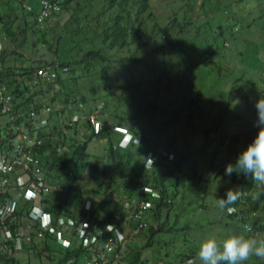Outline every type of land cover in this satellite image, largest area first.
Here are the masks:
<instances>
[{"label":"trees","instance_id":"obj_1","mask_svg":"<svg viewBox=\"0 0 264 264\" xmlns=\"http://www.w3.org/2000/svg\"><path fill=\"white\" fill-rule=\"evenodd\" d=\"M11 1L18 4V7L14 5L15 8L12 9L16 16L12 14L15 16L13 17L8 13L0 16V35L7 39L4 50L0 52V80H4L8 84L10 93L14 97L15 108L19 107L20 110L28 113L34 111L40 115L42 110L47 107L59 106L62 107L63 112L69 111L70 117L77 116L75 114L78 112L80 114L78 116L81 118L73 126L69 125V129L73 130L74 134L67 138V145L63 151L59 150L58 143L53 144L49 140L45 141V146L39 151L46 165L45 169L51 177L50 181L58 186L55 192L53 190V195L42 200L46 210L56 219L61 216H75L78 208L72 202L70 203L69 199L73 190L79 188L78 182L83 177L81 175L82 170L98 174L100 167L104 165L102 170L103 182L98 187L102 200L88 214H91L93 222L116 225V231L121 232L124 236L125 224L123 226L122 222L116 221L117 213L124 212V209L121 210V206L119 207L120 204L117 202L109 209L110 190L117 188L119 185L113 175L119 172L122 173L124 169L127 171L132 165L134 152L143 150V154L138 159L139 162H136L139 163L141 169L138 168L136 174L140 179L139 182H142L141 185L151 186L160 193L161 198H151V195L140 193L131 186V183H127L123 185H127V187L124 194L120 196V203L122 202V205L130 197L131 199L152 200L154 206L149 218L151 216L155 218L160 228L165 229L164 224H161L162 215L168 214L170 208L174 205L178 188V182L172 180L176 175L182 173L183 163L186 159V157L181 158L176 152L180 140L175 134L180 129L189 131L190 128H195V123L185 120L187 114L184 110L181 111L180 115L177 114L176 117H173L166 116L165 113L162 115L161 108L171 102H182L184 105L189 103L192 106L188 95L193 93L196 88L199 81L197 72L201 68L200 65L204 64L202 59L207 54L200 56L195 54L196 57L190 58L191 54L196 52L189 51L188 45L208 31L205 20L213 13L216 3L220 0H214L213 2L212 0H203L201 3L200 0H53L61 3L62 11L53 21L46 20L42 24L38 23L40 13L38 7L37 11L25 14L19 0ZM61 14L66 15V18L64 17V21H61V27L59 25L54 30L51 25L59 23ZM31 19H34V23L31 22ZM19 22L20 24H18ZM38 26H45L46 31L41 30L38 42H33L31 46L34 47L38 43L49 44L51 50L47 48L49 53L43 52L46 56L42 57L39 51L40 48L37 47L34 56L32 54L29 56L28 52L25 57L21 50L26 45H30V35L35 36L34 32L39 28ZM213 29L217 30L216 35L221 36L224 34L222 27ZM163 37V40H166L167 37L170 38L166 41V44L160 43ZM9 39L14 48L6 46ZM124 52L126 54H123ZM172 54H176L175 60L169 59ZM39 56L41 59H38ZM58 59L63 63L59 62ZM11 61L14 63L10 64ZM114 65L121 72L118 73L116 68L118 74L111 77L110 72L115 69ZM74 66L87 70V74L81 73L86 78L99 76L101 71L102 81H105V85L114 86V88L109 87L107 95L113 97L117 91L121 105L126 107L125 113L127 115L136 113L135 118L137 120L128 116L123 119V126L135 134L140 144L121 149L117 147L112 139L113 130L104 127L103 131L108 142L107 148H105L107 151L104 152L106 155L102 156L104 158L101 162L97 161L100 158L94 161L91 160L87 150L94 135L89 121L83 118L94 115L101 120V115L110 109L111 104H105L102 108L100 103L95 106L91 104L86 96L81 93V96H83L80 99L81 102L78 96L73 97V95L66 94L65 90L67 89L68 93L71 94L67 84L69 81L67 75L73 72ZM42 67L55 70L59 74L55 82L47 84L50 87H53L56 83V85L61 86V94H56V98L55 94L54 96L51 95L50 104L46 101V98L49 97L48 87L41 86L37 90H31L28 85L15 81L17 78L23 80L29 75H34ZM63 69H67L68 72L64 74ZM139 76L142 77L141 81H137ZM115 80L118 82V86H115ZM149 81L154 82V86L143 90L140 84L142 83L146 87ZM163 92L166 94L162 95ZM62 94L67 96L63 97ZM37 97L41 99L39 102H36ZM71 97L78 98V100L75 99L78 103L74 107L70 105ZM198 104L202 105V102L199 101ZM121 105L119 107H122ZM112 113L117 116L115 114L116 110ZM54 114L52 112V115ZM152 128H158L157 139L155 138L156 134L149 132ZM81 129L86 132L85 138H83L85 141L81 140L79 144H76L75 137L81 133ZM256 133L257 128L253 124L249 129L243 131L241 136L237 137L235 148L241 144L242 140L245 148ZM207 144V148H201L197 151L199 155L215 146L213 141L205 138L203 145ZM137 146L140 148L138 149ZM160 148L162 149L159 150ZM165 154L173 155L174 160L170 161L169 157L164 156ZM156 155L158 158H155L157 160L154 167L145 171V163ZM230 156L232 159L235 154L232 155L231 151ZM230 163L234 164L232 161ZM108 175L111 176L109 178L110 182L105 184ZM162 175L163 177H161ZM244 176L245 183L246 179H250V175ZM253 190L255 191L252 194L255 195H258L259 192L263 193L259 197L246 193L247 196L244 200L251 203L248 209L249 214H255L261 206L264 209V184H262V188L259 187ZM169 199L171 202H168ZM242 205H244V201ZM241 213L244 215V210ZM230 215L235 216V213ZM17 221L20 223L19 217ZM126 225L130 226L131 231L134 224L130 221ZM250 227L253 231L264 232V219H257L254 226ZM12 230L16 235L21 227L15 225ZM148 230L149 226L139 235L134 236L123 250L118 247V264H124V262L128 264H146L142 258L145 247L131 250L127 258L124 254L130 244ZM174 230L185 231L183 228ZM69 237L72 241L74 240L69 249L60 246L53 236H47L43 241L34 238L32 243H41L44 250H41L40 254L47 251L52 257V261H57V264H80L82 260L84 262L88 261V249L79 245L72 236L69 235ZM151 244L152 241L146 248L151 247ZM11 250H14V246ZM195 253L193 251L184 256L187 255L189 259H193ZM168 257L172 258V254L168 253L166 259ZM183 263L184 259L179 262V264Z\"/></svg>","mask_w":264,"mask_h":264},{"label":"rangeland","instance_id":"obj_2","mask_svg":"<svg viewBox=\"0 0 264 264\" xmlns=\"http://www.w3.org/2000/svg\"><path fill=\"white\" fill-rule=\"evenodd\" d=\"M42 1L19 0V4L24 8L25 14H30L33 11H37V7ZM202 1L200 0V3ZM14 5L18 7V4L11 0H0V16H4L2 14L5 13L14 15L15 13L12 11L15 8ZM64 17L66 18V15L61 14L59 23L51 25L54 30L59 25L61 27V21H64ZM31 22L34 23V19H31ZM205 23L208 25V31L188 45L189 51L196 52L192 53L190 58L196 57L195 54L197 56L207 54L202 59L204 64L200 65L201 68L197 72L199 81L196 88L193 93L188 95L192 106L189 103L184 105L182 102H171L161 108L162 115L165 113L166 116L173 117H176L177 114L180 115L181 111L184 110L187 114L185 120L195 123V128H190L189 131L180 129L175 134L180 140V145L176 147V152L181 158L186 157V159L183 163L182 173L176 175L172 180L173 182H178L174 205L170 208L168 214L162 215L161 224H164L165 229H161L155 218L151 216L149 230L130 244L124 254L125 258L128 257L131 250L145 247L142 258L146 264H179L182 259H184L183 264H203L199 259L198 251L201 243L208 239H215L221 249L223 242L231 236L264 240V232H256L254 230L248 234L245 227L247 225L253 227L257 219H264L263 206L255 214H249L248 209L251 203L244 200L247 196L246 193L259 197L263 192H259L258 195L252 193L255 191L253 189L262 188V184L253 180L251 176L244 183L245 176L243 174L236 175L234 173L231 176H226L225 174L226 166L230 164V161L235 162L238 154L244 149L243 140L237 148H235V140L242 135L243 131H246L254 124L257 119L255 104L259 99L264 100V0H220L216 3L213 13L208 16ZM38 27L36 29L37 33L36 31L34 32L35 36L30 35V45H26L21 50L25 57L28 52L29 56L31 54L34 56L37 52L35 50L37 47L40 48L39 51L42 57L46 56L43 52L49 53V50H51L49 44L38 43L34 47L31 46L33 42H38L40 38L39 32L41 30L46 31L45 26ZM218 27H222L224 30V34L221 36L216 35L217 30L213 29ZM163 39L164 37L160 43L166 44V41L170 38ZM7 45L14 48L10 39ZM123 54H126V52ZM175 56L176 54H172L169 59L175 60ZM38 59H41V57L39 56ZM58 61L62 62L60 59ZM59 62L57 63L60 64ZM9 63L13 64L14 62L11 61ZM114 66L115 69L110 72L111 77L121 72L116 65ZM73 68V72L67 75L69 79L67 84L71 94L68 93V89L65 92L68 95H73V97L75 95L78 96L79 100L83 97L81 96L83 94L94 106L100 103L103 108L105 104H111L110 109L101 115L103 128L107 129L115 125L123 126V119L128 116L136 119L135 112L130 115L125 113L126 107L121 105L117 91L113 97L112 95L111 97L107 95L109 87L114 88V86L105 85V81H102L101 71L99 76L86 78L81 73L87 74V70H82L75 66ZM142 70L144 71L143 68ZM141 79V76L137 77V81H141ZM15 81L26 84L28 82L26 79L20 80V78ZM56 84L53 87H50V85L46 86L49 90V97L46 98V101L49 104L51 103V95L54 96L55 94L56 98V94H61V86ZM114 84L118 86L116 80ZM154 84V82L149 81L146 87L142 83L140 85L143 90H146L150 89ZM66 94H62V96L66 97ZM163 94L166 93L163 92ZM73 97H71L70 103L72 107L78 103L76 101L78 98ZM40 100L39 97L36 98V102ZM199 101L202 102V105L198 104ZM120 105L122 107H119ZM53 110L55 113L54 116L52 115L53 117L62 116L61 131L64 133V129L69 130L68 124L74 115L70 117L69 111L63 112L62 107L59 106H54ZM114 110H116L115 114L117 116L112 113ZM75 115L80 114L77 112ZM3 120V118H0V128L4 126ZM157 130L158 128L149 130V132L156 134V139ZM69 134L70 132L67 135L64 134L63 137L57 136L52 141L59 145L64 143L67 145ZM85 134L86 132L77 134V137H75L76 144H79L81 140L85 141L83 139ZM103 134L106 137L104 131ZM0 136L3 139L0 145L5 148L8 140H6L4 133L2 135L0 133ZM58 138H61V140L55 141ZM114 138H117L116 134H114ZM149 138L152 139L151 136ZM205 138L213 141L215 146L199 155L197 151L208 146V144L203 145ZM103 140L92 139L89 143L90 146L88 145L87 152L91 160L94 161L100 158L97 161L101 162L104 158L102 156L106 155L104 152L107 151L105 149L108 144L107 137ZM137 148L139 149L140 147L137 146ZM231 151L232 155L235 154L232 159L230 156ZM142 154L143 150L134 152L131 163L134 167L130 165L127 171L124 169L122 173L119 172L113 175L119 185L117 188L110 190V198H108L109 209L116 202L120 204L119 207L121 206L120 196L124 194V190L127 187V185H123L131 183V186L136 188L142 184L136 174L137 169H141L139 163L136 162H139L138 159ZM103 167L104 165L100 167L98 174L82 170L81 175L83 177L78 182L79 188L73 190L69 199L70 203L72 202L76 205L78 210L93 211L101 203L102 196L98 191V187L103 182ZM109 178H111L110 175L107 176L105 184L110 182ZM233 191L238 193V199L229 207L235 212V216L230 215V211L227 209L221 210L218 207V201L226 199L227 193ZM243 201L244 205H242ZM242 210L245 212L244 215L241 213ZM124 228V236H127L130 226L125 224ZM177 228H183L185 231H175L174 229ZM172 230L174 231L172 232ZM151 241V247L146 248ZM33 250L34 253L31 259L25 258L23 262H30V264H57V261H52V257L47 251H43L40 254V251L44 250L41 243L37 242ZM193 251L196 252L195 257L189 259L187 255ZM168 253L172 254V258L168 257L166 259ZM185 254L187 255L184 256ZM255 259L256 257L254 256L250 257L246 264H258ZM83 262L82 260L81 263ZM124 264L128 263L124 262Z\"/></svg>","mask_w":264,"mask_h":264},{"label":"built area","instance_id":"obj_3","mask_svg":"<svg viewBox=\"0 0 264 264\" xmlns=\"http://www.w3.org/2000/svg\"><path fill=\"white\" fill-rule=\"evenodd\" d=\"M62 11L60 2L44 0L42 2L38 23L42 24L46 20L55 19ZM7 39L0 35V52L4 50ZM64 74L68 72L63 69ZM58 72L48 68L38 69L34 75L25 77L26 85L31 90H37L41 86H48L58 79ZM52 107L42 110L39 115L34 111L31 113L15 108L14 97L10 93L9 86L4 80H0V114L7 119V127L4 133L8 144L2 147V157L0 159V229L4 243L0 242V264H30L29 262L16 261V256L24 252V236L17 231L13 232V227L21 224L17 221L20 202L24 200L28 205V214L35 220L34 234L28 236L25 241L32 245L33 239L43 241L47 236L56 238L57 243L63 248H71L74 240L83 248L88 249L87 254L91 259L84 264H118V247L121 250L126 248L131 238L139 235L148 226V219L151 215L153 202L150 199L128 198L121 206L124 212H118L116 221L127 224L133 222L130 236L125 237L118 234L116 225L93 222L91 214L81 213L72 217L54 216L46 210L42 200L53 195V190L58 187L52 183L49 172L45 169V164L39 151L45 146L47 137L46 130L50 126V115ZM80 117H74L70 126L80 121ZM88 120L94 138H99L103 134V124L96 116L85 117ZM113 131L123 136L124 144L127 147L133 142V136L129 130L122 126H114ZM170 161L174 156L165 154ZM158 156L147 161L145 168L152 169ZM140 193L151 195V198H161V195L151 186H140ZM15 192L16 195H12ZM168 202H171L169 199ZM233 213V212H231ZM251 232V227H246ZM1 235V234H0ZM39 243V242H38ZM14 246V250H11ZM5 251H11L14 256L3 257ZM10 258V259H8ZM20 262V263H18Z\"/></svg>","mask_w":264,"mask_h":264},{"label":"clouds","instance_id":"obj_4","mask_svg":"<svg viewBox=\"0 0 264 264\" xmlns=\"http://www.w3.org/2000/svg\"><path fill=\"white\" fill-rule=\"evenodd\" d=\"M255 109H256L257 119L254 122V127L257 128V133L253 137L251 142L248 143L247 146L238 154L234 164L230 163L226 166L225 174L228 176H231L234 173L237 175L239 174H244L246 176L250 175L253 180L258 181L261 184H264V100L259 99L255 104ZM0 116L4 117L1 114ZM74 117H78V116H74ZM74 117H72L70 122H72ZM50 124H51V117H50ZM129 132L133 136V142L131 143V145L140 144V141L138 140V138L131 131ZM103 135L104 134H102V136ZM93 139H97V138H93ZM121 143L124 144L125 141H122ZM129 146L124 147L120 144L119 148L126 149ZM145 165H144V168H145ZM145 171H147V169ZM140 186H143V185L137 186L136 191L138 190ZM145 186H148V185H145ZM237 199H238V193H235V191L228 192L226 195V199H220L218 201V207L221 210L227 209L228 211H230L229 214H231V212L235 213L229 207V205L233 204ZM149 223H150V218L148 219V224ZM252 231L253 230H251V232ZM251 232H248V234H250ZM117 233L121 234V232L119 231H117ZM129 236H130V233H128L127 237ZM125 237L126 236H124V238ZM198 256H199V259L203 262V264H246L249 258L253 256L256 257L255 259L256 263L263 264L264 262V240H257L254 238H245L242 236H231L223 242L222 249H221V246L217 244L215 239H208L205 242L201 243L199 247V251H198ZM89 260L91 259L89 258ZM86 262H83L82 264Z\"/></svg>","mask_w":264,"mask_h":264},{"label":"crops","instance_id":"obj_5","mask_svg":"<svg viewBox=\"0 0 264 264\" xmlns=\"http://www.w3.org/2000/svg\"><path fill=\"white\" fill-rule=\"evenodd\" d=\"M41 5H42V3L38 5V11H39ZM0 70H1V67H0ZM64 112H67V111H64ZM53 116L51 117L50 128L48 130H46L45 135L47 137V140L51 141L53 144H56L52 140L55 139L57 136L58 137H60V136L63 137L64 134L67 135L70 132L68 137H71L74 134V132H73V130H70V129L69 130H65L64 129V133H63V131H61L62 116L61 115L55 116V117H53ZM0 118L4 119L3 120L4 126H2V128H0V133L2 135V133H5L4 129H6L7 119L4 118V117H1V116H0ZM70 124H71V122H70ZM70 124H68V128H69ZM112 127L113 126H110L109 128L112 130ZM80 132L82 133L83 130L81 129ZM114 134H116L117 138H114ZM106 137L103 135L101 138H97V139H102L103 140ZM97 139H94V140H97ZM112 139H113V141H115L117 147H119L124 138L122 136H120L119 134L113 132ZM2 140L3 139L0 136V142H2ZM60 140H61V138H58L55 141H60ZM58 146H60L59 150H61V151H63V149L66 148V144L65 143L63 145H58ZM2 152H3V149H2V146L0 145V159L2 157ZM12 195L15 196L16 193L12 192ZM28 207H29V205L24 200H22L20 202V208H19L18 217L20 218V224H21V230H22L21 232L23 233V236H24V249H25V251L22 252L20 255L16 256V259H18L19 261H22V262L24 261L25 258L31 259V257L33 256V253H34L33 247H35V245L37 244V243H33V245H29L25 241V239L28 236L34 234V225H35V220L32 219L31 216L28 214ZM80 213H91V211L78 210L76 215H78ZM0 234H1L0 235V242L4 243V240L2 238V230L1 229H0ZM9 255L14 256L13 253L11 254V251H5L3 257L9 256Z\"/></svg>","mask_w":264,"mask_h":264}]
</instances>
